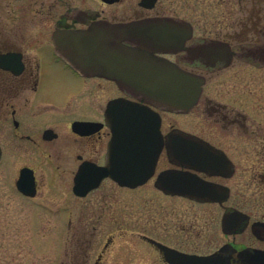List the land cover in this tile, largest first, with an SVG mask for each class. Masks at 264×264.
I'll use <instances>...</instances> for the list:
<instances>
[{"label":"flooded vegetation","instance_id":"flooded-vegetation-1","mask_svg":"<svg viewBox=\"0 0 264 264\" xmlns=\"http://www.w3.org/2000/svg\"><path fill=\"white\" fill-rule=\"evenodd\" d=\"M141 1L137 0L129 16L119 17L107 16L102 9L72 6L69 0H0V211L14 207V200L36 203L43 185L38 167H55L60 178L54 186L68 187L67 175L76 166L73 187L81 165H126L130 175L148 178L137 186L121 187L106 176L84 197L75 196L72 187L68 191L77 198L95 192L112 196L113 190L104 189L109 183L142 197L173 199L180 206L187 203L191 209L172 223L145 224L137 234L142 243L132 242L141 248L128 247L132 257L143 252L160 264H194V257L214 255L219 258L214 264H264V80L250 77L264 69V50L255 51L264 48L263 2L222 0L225 3L217 4L218 11L223 5L225 10L220 25L198 23L200 19H193L197 16L167 14L161 0L145 3L149 6ZM183 4L179 0V9H188ZM158 19L191 26L189 32L179 30L181 36H190L177 50L155 46L148 48L150 55L142 57L154 70L164 64L203 79L197 102L187 110L167 111L141 100L120 89L111 74L78 70L56 52L54 33L59 30L86 29L99 21ZM205 45L211 46L208 53L193 52ZM54 66L76 81L74 91L59 96L50 93ZM115 101L119 104L111 105ZM128 106L152 111L159 124L151 126L149 120L135 115L136 124L122 127L128 130L129 144L109 147L116 113ZM251 153L256 159L250 163L257 165L250 177L256 182L254 191L247 190V174L252 170L247 167V156ZM167 173L216 184L227 191V199L206 202L170 192L179 185L162 182ZM21 178L30 193L18 188ZM178 184L197 186L191 181ZM232 198H240L239 207L230 204ZM207 206L221 210L219 240L206 237L205 228L198 226L206 217L198 208ZM234 211L240 214L237 228L224 232L222 217ZM62 213L67 218L50 228L53 247L71 240L70 211L65 207ZM114 240L113 233L105 237L93 264H102ZM161 246L172 250L171 262ZM63 252V259L70 257L66 246Z\"/></svg>","mask_w":264,"mask_h":264},{"label":"rangeland","instance_id":"rangeland-1","mask_svg":"<svg viewBox=\"0 0 264 264\" xmlns=\"http://www.w3.org/2000/svg\"><path fill=\"white\" fill-rule=\"evenodd\" d=\"M161 1L167 14L197 16L193 19H200L198 23L204 24L224 23V5L219 11L217 8L218 3L224 2L222 0H183L188 7L183 10L178 7L179 0ZM69 2L72 6L102 9L107 16L115 14L119 17H127L132 13V8L136 7L137 0H122L113 4H103L100 0H69ZM262 2L264 13V0ZM247 77L249 78V75ZM250 77L259 81L264 80V69L261 74L250 75ZM75 82L57 66L52 67L50 93L54 96L71 93L75 89ZM247 159L249 160L247 167H252L247 174V190L254 191L257 188L256 182L250 177L254 174L253 170L257 168V165L250 163V160L254 161L256 155L251 153ZM75 169L76 166H73L71 174L67 175L69 176L68 187L67 184L57 187L54 184L60 178V173L55 167H38V174L43 185L38 193L39 198L35 200L36 203L14 200L12 204L14 207L1 209L0 264H93L109 233L114 234L115 240L105 253L102 264H160L154 258L147 259L143 252L132 257L128 247L135 245L137 249L141 248L132 242L142 243L137 234L143 232L145 224L158 226L161 222L172 223L176 217L188 215L191 211L190 205L183 203V206H180L173 199L157 198L152 195L142 197L138 193L120 189L109 183L104 189L113 190L112 196L95 192L85 198H77L68 191L72 187ZM40 195L43 197L40 198ZM239 200L240 198H232L230 204L239 207ZM37 207L36 214L34 209ZM65 207L70 211L71 240L68 245L60 241L53 247L51 243L53 232L50 228L53 224L67 218L66 214L62 213ZM198 210L200 214H206L204 224L199 221L198 226L205 228L206 237L219 240L221 238L220 208L207 206ZM65 246L70 257L63 259Z\"/></svg>","mask_w":264,"mask_h":264},{"label":"water","instance_id":"water-1","mask_svg":"<svg viewBox=\"0 0 264 264\" xmlns=\"http://www.w3.org/2000/svg\"><path fill=\"white\" fill-rule=\"evenodd\" d=\"M113 3L117 0H102ZM154 0H142L141 5ZM151 6V5H150ZM191 31V26L185 22H175L171 19L143 20L129 23L110 24L107 22H94L86 29L59 30L54 33L56 51L66 61L78 70H96L111 74L118 87L141 100L161 106L167 111L187 110L198 100L202 79L178 67L161 64L160 68L153 69V65L142 57L150 55L148 48H167L177 50L190 36L189 33L176 35V30ZM181 37V38H180ZM180 40L179 42H176ZM123 42L132 44L128 46ZM156 46V47H155ZM210 45L200 46L193 50L202 55L208 53ZM217 49V48H216ZM215 49V50H216ZM258 47L255 51H262ZM216 52V51H215ZM211 53V52H209ZM92 70V71H93ZM157 73L156 75H154ZM161 81H152V79ZM113 104H119L117 101ZM110 109V108H109ZM111 113V109L108 111ZM135 115L149 120L151 126L159 124L153 112L140 111L128 106L123 112L116 113L115 130L109 147L126 146L129 126L133 123ZM126 127V128H122ZM125 148V147H124ZM129 166L110 164L108 167H95L81 165L74 176L72 191L77 196H85L98 188L102 178L109 176L120 186L134 187L142 184L147 177L130 175ZM152 168V166L150 167ZM164 183H176L179 187L170 189V192L186 194L192 199L206 202L222 203L227 199V191L216 184L205 183L192 178L166 174L161 178ZM197 182L195 187H186L178 183ZM18 188L25 194L30 193L24 180L17 183ZM195 185V184H194ZM193 186V185H192ZM34 191L31 193L33 194ZM205 195H199L204 194ZM221 194V196H220ZM227 195V194H226ZM240 214L238 211L224 214L221 227L224 232H231L237 228ZM167 260L171 262L170 249L161 246ZM194 264H214L219 258L214 255L192 258Z\"/></svg>","mask_w":264,"mask_h":264}]
</instances>
